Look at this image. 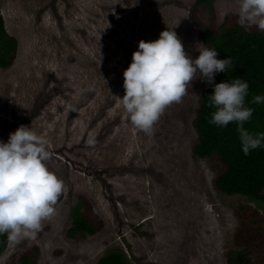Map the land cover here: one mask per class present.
<instances>
[{
  "label": "rangeland",
  "instance_id": "1",
  "mask_svg": "<svg viewBox=\"0 0 264 264\" xmlns=\"http://www.w3.org/2000/svg\"><path fill=\"white\" fill-rule=\"evenodd\" d=\"M193 1L0 0L5 27L18 39L13 62L0 67V140L31 124L48 141L49 168L64 181L54 214L34 238L8 243L0 264H19L18 255L34 246L36 264H96L116 248L128 264H227L238 205L264 214V201L218 190L221 164L192 154L191 120L207 85L198 74L151 135L131 124L117 98L139 40L176 25L185 51L198 55ZM227 11L238 13L237 0H211L197 14ZM79 193L105 224L70 236Z\"/></svg>",
  "mask_w": 264,
  "mask_h": 264
},
{
  "label": "clouds",
  "instance_id": "2",
  "mask_svg": "<svg viewBox=\"0 0 264 264\" xmlns=\"http://www.w3.org/2000/svg\"><path fill=\"white\" fill-rule=\"evenodd\" d=\"M242 26L255 23L264 30V0H237ZM176 26V25H175ZM175 26L161 30L154 40H139L131 60L123 70L124 93L117 97L128 120L151 135L153 125L166 106L178 102L195 75L212 85L209 105L214 108L210 123L225 126L236 122L240 149L264 148V131L254 134L243 127L254 109L249 104L264 102V93L246 103L248 81L236 76L213 83L214 74L232 65L230 56L217 58L216 48L197 41L192 57L185 51ZM47 139L30 125L20 124L0 140V235L10 245L34 238L42 221L55 212L54 205L64 190V181L52 171Z\"/></svg>",
  "mask_w": 264,
  "mask_h": 264
},
{
  "label": "trees",
  "instance_id": "3",
  "mask_svg": "<svg viewBox=\"0 0 264 264\" xmlns=\"http://www.w3.org/2000/svg\"><path fill=\"white\" fill-rule=\"evenodd\" d=\"M210 1L194 0L192 4L199 38L205 45L216 48L217 58H232L230 67L214 74L213 83L236 76L247 80L249 89L245 102L248 103L252 96L264 93V30L258 29L255 23L240 25L237 12L227 11L220 17L212 12L207 19H201L197 14L199 7ZM17 47L18 39L7 31L0 5V67L13 62ZM212 91V85L207 83L191 120L194 129L192 154L215 159L221 164L214 179L221 192L264 201V148L250 149L244 155L235 121L223 127L209 122L214 111L208 103ZM249 106L254 111L243 127L253 134L264 131V102ZM235 213L237 224L225 251L226 263L264 264V214L247 202L240 203ZM70 214L71 224L67 229L70 236L96 233L104 227L103 217L94 211L87 194H78ZM7 244L6 235H0V253ZM37 251L34 246L21 252L19 264H36ZM96 264H128V257L122 249H110L99 256Z\"/></svg>",
  "mask_w": 264,
  "mask_h": 264
}]
</instances>
